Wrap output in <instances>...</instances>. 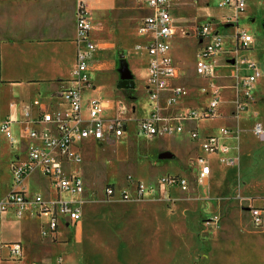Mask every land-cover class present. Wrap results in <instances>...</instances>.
Returning <instances> with one entry per match:
<instances>
[{
	"label": "rangeland",
	"instance_id": "rangeland-1",
	"mask_svg": "<svg viewBox=\"0 0 264 264\" xmlns=\"http://www.w3.org/2000/svg\"><path fill=\"white\" fill-rule=\"evenodd\" d=\"M5 1L0 0V37L21 9V6H8ZM91 1L88 0V6ZM108 1L112 2V7L106 13L88 8V17L93 22L103 20L105 28L103 33L92 31L90 39L95 44L99 36L100 40L116 44L111 53L106 54L107 66L101 70L98 65L103 58L94 51L90 70L96 85L93 95L113 103L115 108L104 110L106 117H115L119 107H125L124 116L132 129L135 117H145L152 110L144 86L146 54L138 47L144 39L137 32V24L146 16L147 7L141 6L139 0ZM216 2L209 0L208 5H202V0H181L172 8V24L177 28L172 45L174 58L183 75L179 84L187 91L178 99L177 110L184 106L199 111L209 103L208 81L195 73L200 43L192 33H186L194 29L191 25H200L207 18L227 12L216 7ZM78 5L79 0L76 8ZM45 6L37 8L43 15L46 14ZM238 25L246 28L254 39L250 48L240 49L239 54L256 62L263 76L253 87L252 97L244 101L242 92L237 93V75L244 74L243 65L237 68L223 57L222 61L229 66L225 77L211 76L217 79L221 91L220 113L197 123L200 133L217 134L221 139L225 138L221 129H230L233 134L229 139L230 149L236 158L233 167L224 165L219 156L210 162L219 171L200 182L196 177L198 152L190 148L192 143L185 135L148 137L134 130L127 131L125 138L86 147L82 175L87 201L77 228L62 234L59 240H46L41 234L40 221L30 210L19 217L8 209L2 225L7 224L5 235L12 240L6 243L21 242L29 261L40 260L37 251L59 259L62 255L58 246L75 242L82 244L78 248L81 264H264V226L252 225L250 216L251 207L264 203V136L258 138L254 133L257 123L264 129V0H246V9ZM217 29L227 47L226 56H232L236 48V28L225 29L219 24ZM120 50L125 53L117 54ZM35 56L24 55L10 43L1 44L2 77L4 69L11 73L26 57ZM39 66L44 67L43 72L50 70V65L44 61L34 63L31 68ZM120 74L133 78L135 88L120 89ZM14 86L0 80V126L6 117L22 120L27 113L25 108L31 107L34 92L24 88L17 91ZM239 98L245 110L238 116L236 103ZM164 102L165 99L159 106L165 110ZM18 127V123L13 126L14 133ZM184 128L183 131H187L188 125ZM15 138L12 145L0 130V202L12 189V164L23 149L17 134ZM171 175L187 178L188 190L158 183ZM26 186L29 198L35 194L49 201L54 198L47 180L37 173L26 179ZM110 186L115 190L111 197L104 193ZM140 186L147 189L144 194Z\"/></svg>",
	"mask_w": 264,
	"mask_h": 264
},
{
	"label": "built area",
	"instance_id": "built-area-1",
	"mask_svg": "<svg viewBox=\"0 0 264 264\" xmlns=\"http://www.w3.org/2000/svg\"><path fill=\"white\" fill-rule=\"evenodd\" d=\"M88 0H79L76 12V58L72 86L52 94L53 99H59L54 111L41 109L36 117L26 113L23 120L4 118L1 123V133L13 145L16 141L13 126L21 125L22 143L21 155L13 162L11 168V191L0 202V214L8 209L16 216L22 217L28 210L41 220V234L44 238H57L61 226L74 227L82 220L83 206L87 201L86 184L83 177L76 171L83 163L82 145L86 141L109 142L120 139L128 131V121L125 117L116 116L106 118L103 115L104 102L99 97L83 99L84 90H94L95 84L90 78L89 68L96 50L90 39L93 22L88 17ZM149 10L138 26V33L145 38V42L138 47L143 48L147 57L148 76L145 84L147 97L152 104V110L144 117L136 120L139 133L148 136H170L183 131V124L187 120H204L216 116L220 105V90L214 83H209V104L202 110L183 109L179 113L165 115L159 108L160 94L171 87V94L167 97L168 106L176 105L181 96L187 91L182 85L171 86L179 77V69L171 55L172 39L175 30L172 25L171 0H142ZM219 8H230L232 15L227 22L236 25V48L233 59L242 64L244 74L239 76L238 90L245 100L252 97V89L262 78L263 72L258 64L241 57L240 49H249L254 42L253 36L246 28L239 27L241 14L245 11L246 0H220ZM218 24L213 20L198 26L196 37L204 43L197 54L195 66L196 74L208 79L216 65L219 56L225 52L223 37L220 35ZM239 116L245 110V105L236 103ZM34 105L39 106V101ZM121 113L125 108L119 107ZM193 131V132H192ZM224 137L232 136L230 129H221ZM254 133L258 138L264 136L261 124H256ZM190 137L200 141V150L207 154H225L221 162L227 166H234L236 158L226 154L228 148L222 144L218 135L201 137L196 130L190 131ZM201 139V140H200ZM225 156V157H223ZM196 162L200 166L198 180L203 182L210 173L208 159L199 155ZM37 173L48 181L50 189L55 192L52 200H45L40 194L28 197L26 179ZM159 184L188 190L189 180L185 177L167 176L158 181ZM139 185H136L138 189ZM142 187V186H140ZM147 191L142 187L141 192ZM108 196H114L115 190L110 186L104 191ZM252 225L264 226V203L254 205L250 209ZM10 256L20 260L23 256L21 243L8 245ZM61 259L59 260V262ZM31 264H41L33 261Z\"/></svg>",
	"mask_w": 264,
	"mask_h": 264
},
{
	"label": "crops",
	"instance_id": "crops-1",
	"mask_svg": "<svg viewBox=\"0 0 264 264\" xmlns=\"http://www.w3.org/2000/svg\"><path fill=\"white\" fill-rule=\"evenodd\" d=\"M34 1H35V5H34ZM34 1L33 0H19L18 2H15L14 0H6L4 2V3L7 2L8 6H19V7L21 6V9L19 10L18 17L16 18L14 16L11 23H9L8 25L5 26V28H6L5 33L3 35H1V37H0V45L5 44V43H10V45H12L13 47L16 46L17 50L22 52L24 55H29V54H32V55L35 54L36 55L34 58L26 57L25 62H21L20 63L21 65L19 67L17 66V68L15 70L13 67V70L11 73H9L6 69H4L3 70V77H2V69L0 66V80L4 84L8 85V84L13 83L15 85L14 86L15 90H17V91H21L22 88H24V89H26V91L34 92V94H32V98H31V107L25 108L26 109L25 112L29 113V115L31 117H36L38 112L41 109L54 111L57 108V105H58L60 100L59 99H53L52 94H54L56 92H60L63 89H66V88H69L72 86L71 80L73 78V72H74V68H75L76 39H77V27H76L77 0H43V1L34 0ZM37 1H39V2H37ZM179 1H181V0H171L172 8H174L173 7L174 3L179 2ZM219 1L220 0H217V2H216V7H218V8H219V6H218ZM202 2H203L202 5H208L209 4V0H202ZM111 3L112 2H109L108 0H92L89 4L88 8L90 7V9L92 8L94 11H97L99 13H106L112 7ZM139 3L141 6L146 7L144 5V3L142 2V0H139ZM44 5H47V6H45L46 14L43 15L41 10H39L37 8H39V6H44ZM33 7H35V9H33ZM172 8H171V15H172ZM222 9H225L227 12L225 14H223L222 16H212L210 18H207L202 24L206 23L207 21L213 20L216 24H218V25L220 24L225 29L226 28H234V27L237 29L236 25H233V24L227 22L228 17L230 15H232V13H233L232 10L230 8H222ZM245 9H246V7H245ZM148 13H149V10L147 9L146 15ZM252 15H253V11H251V13H250V16H252ZM143 17H145V16H143ZM172 20H174L173 15H172ZM103 22H104L103 20H98V21L95 20L93 22V29L91 30V32L94 30H97V32L103 33L105 31ZM139 23L137 24V32H138ZM202 24H200V25H202ZM200 25H197V26L195 24L191 25L194 29L191 32L186 33V35H190L192 33L194 35V37L197 38L196 34H195V30ZM173 28L175 30V34L173 36L172 45H173L174 37L176 36V33H177V28H175L174 26H173ZM141 38H143L144 42H145V38L143 36H141ZM197 40L200 43L199 44L200 48L197 51V54H198L200 49L203 47L204 43L199 38H197ZM95 44H96L95 53L97 51V56L103 58V61L98 65V68H100V70H101L107 66V62H105V59H104L106 54L111 53L110 51L116 47V44H113L111 42H106L105 40H100L99 36H98V41H97V43L95 42ZM142 44H139V45H142ZM224 49H225V52L219 56L218 61H217V65H216V67H215V69L211 75V76H214V77L219 78V79H222L223 77H225L224 72H226L229 69V66L226 63H224V61H222L223 57L226 58V61H231V64H235V66L237 68H239V66H240V64H237L236 60L233 59L234 52H233L232 56L231 55L226 56V54L228 52L227 47L224 46ZM233 50H234V48H233ZM120 53L124 54L125 51L120 50V51H118L117 54H120ZM197 54H196V61H197ZM171 55L173 57L175 65L179 69V77H178L176 82L171 84V86L181 85V84H179V82H180V79L183 77L182 70L176 64V60L174 58L175 56H174L173 46L171 49ZM43 61L50 65V70L43 72L42 69L44 67H42V66H39V68H36V69L31 68L34 63H39V62H43ZM232 61H234V62H232ZM146 63H147V57H146ZM195 66H196V64H195ZM93 67L95 68V66H93ZM91 69H92V62L90 64L89 73H90ZM195 73H196V71H195ZM147 76H148V71H147ZM211 76L208 79H205L208 81V87H209V83L211 82V83H214L215 86L219 89V87L216 84V82L218 83L217 79H215V78L211 79ZM239 76L237 75L238 80H239ZM122 79H123V75L120 74V78H119L118 82L120 83ZM130 79L133 80V78H131V77H130ZM146 80H147V77H146ZM92 81H93V79H92ZM133 81L135 83V80H133ZM145 84H146V82H145ZM135 86H136V83H135ZM237 90H238V82H237ZM145 91H146V89H145ZM86 92H89V95H86L85 94ZM94 92H96V89L84 90L82 93L83 99L86 100V99L93 97V96L98 97L96 95H93ZM220 93H221V91H220ZM170 94H171V87L162 91L160 94L159 102H161L163 99H165L164 103L166 105L165 110L159 106L161 113H163L165 115H169V114L179 113L183 109H191V107H184L183 106L181 109L177 110L176 108L178 107V105H177L178 103L176 105H173V106H168L166 103V99L168 96H170ZM146 95H147V93H146ZM209 100H210V92H209ZM22 101L24 102V100H22ZM35 101H39L40 105L39 106L34 105ZM53 102H57V103L54 104ZM103 102H104L105 109L114 107L112 102H108V101H103ZM32 106H34L35 109H33ZM192 109H194V108H192ZM202 109H204V108H202ZM202 109H200V110H202ZM125 111H126V108H125ZM218 113H220L219 108H218L216 115H218ZM22 115H24V112L22 113ZM25 115H24L23 119L25 118ZM103 115H104V111H103ZM116 116L125 117L124 113H121L120 111H119V114ZM106 118H109V117H106ZM140 118H144V117H135L133 119V128L130 129L128 126V131L131 132V130H134L135 132L139 133L137 128H136V120L140 119ZM207 119H204V120H207ZM202 120H193V119L187 120L183 124V126L185 128L188 125L187 131H185V132L182 131L178 134L170 135V136L185 135V137L192 143L191 144L192 146L190 148L196 149V151L198 152L197 156L203 155L208 159V164L211 167V173L208 177V178H210V176L213 174V172L215 173L216 171H219V168L212 166L210 162L213 159H216L217 157L225 155V154L220 153V154H214L213 155V154L204 153L200 150V146H199L200 141L192 140V138L190 137V131L191 130H196L201 137L206 136V135H217V134H212V133H205V134L200 133L198 126H197V123L199 121H202ZM18 125H19L18 130L14 134L15 135L17 134V139L19 141H21L23 135H22V132H20L21 131V125L19 123H18ZM126 136H128L127 133H125V135L123 137H121L120 139L125 138ZM156 137H160V136H156ZM229 139L231 140L232 136L225 137V138L221 139V142H222V144L227 146V148H228L227 153H231L229 155L233 156L234 154H233V151L230 149V140ZM92 143H97V142L86 141L83 143V145L81 147L82 153H83V161H84L85 149L88 145H90ZM197 166H198V164H197ZM227 167H233V166H227ZM76 171L83 177L82 165H81V167L77 166ZM199 171H200V166H198V172H197L196 177L198 176ZM171 176H175V175H171ZM43 179H45V178H43ZM83 179H84V177H83ZM84 182H85V179H84ZM47 183H48V181H47ZM85 184H86V182H85ZM175 188H177V187H175ZM54 196H55V192H54ZM4 215H5L4 212L0 214V264H24V263L25 264H31V262H33V261L39 262L41 264H81L78 248H79V246L82 247V244L80 245V244L75 243V242H71L70 244H67V245L58 246L59 252L62 255V257H60L59 259L55 258L54 255H51L49 253L37 251L36 253L40 257L39 261L35 260V259L29 261L27 259L26 249L21 244L23 247L22 258L20 260L13 259L10 256V251H9L8 245L11 243H14V242H19V241L6 243L7 241L12 240V238H10L9 236H6L7 232L4 231V227H5V225H7L5 223L2 225L3 221L6 220L5 218H3ZM38 220L40 221V227H41V220L40 219H38ZM80 224H81V222H79L77 225H75L74 227H71V228L70 227L68 228V227L63 225L60 227V229L58 231L57 238H54V239L45 238V239L50 240V241L59 240L61 237H63L62 234H64V233L69 234V232H71L74 228H77ZM19 243H21V242H19ZM51 256H53V257H51ZM60 259H61V261L59 262ZM23 261H25V262L23 263Z\"/></svg>",
	"mask_w": 264,
	"mask_h": 264
},
{
	"label": "water",
	"instance_id": "water-1",
	"mask_svg": "<svg viewBox=\"0 0 264 264\" xmlns=\"http://www.w3.org/2000/svg\"><path fill=\"white\" fill-rule=\"evenodd\" d=\"M118 86L120 89H133L135 88V83L133 80L130 79V77L123 74V79L121 80Z\"/></svg>",
	"mask_w": 264,
	"mask_h": 264
},
{
	"label": "bare ground",
	"instance_id": "bare-ground-1",
	"mask_svg": "<svg viewBox=\"0 0 264 264\" xmlns=\"http://www.w3.org/2000/svg\"><path fill=\"white\" fill-rule=\"evenodd\" d=\"M255 60V59H254Z\"/></svg>",
	"mask_w": 264,
	"mask_h": 264
}]
</instances>
